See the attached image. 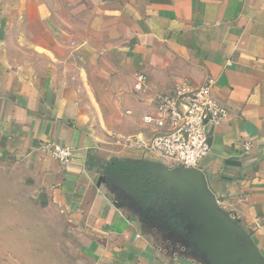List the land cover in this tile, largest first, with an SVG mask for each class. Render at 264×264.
Wrapping results in <instances>:
<instances>
[{
  "label": "crops",
  "instance_id": "1",
  "mask_svg": "<svg viewBox=\"0 0 264 264\" xmlns=\"http://www.w3.org/2000/svg\"><path fill=\"white\" fill-rule=\"evenodd\" d=\"M209 79L227 117L196 168L264 264V0H0V156L98 264H208L117 206L102 176L113 157L168 165L142 116Z\"/></svg>",
  "mask_w": 264,
  "mask_h": 264
},
{
  "label": "rangeland",
  "instance_id": "2",
  "mask_svg": "<svg viewBox=\"0 0 264 264\" xmlns=\"http://www.w3.org/2000/svg\"><path fill=\"white\" fill-rule=\"evenodd\" d=\"M22 170L0 156V264H98L88 242H75L70 227L55 225L53 209L44 206L43 194L25 182Z\"/></svg>",
  "mask_w": 264,
  "mask_h": 264
},
{
  "label": "built area",
  "instance_id": "3",
  "mask_svg": "<svg viewBox=\"0 0 264 264\" xmlns=\"http://www.w3.org/2000/svg\"><path fill=\"white\" fill-rule=\"evenodd\" d=\"M212 80L191 87L177 83L171 93L158 95L152 112L142 116L145 126L153 130L144 147L158 153L166 164L182 168H196L210 151L209 133L223 123L227 109L214 97ZM146 77L142 72L135 76L134 89L144 91ZM61 164H68L71 149L54 144L47 146ZM251 148L243 144L244 152Z\"/></svg>",
  "mask_w": 264,
  "mask_h": 264
},
{
  "label": "water",
  "instance_id": "4",
  "mask_svg": "<svg viewBox=\"0 0 264 264\" xmlns=\"http://www.w3.org/2000/svg\"><path fill=\"white\" fill-rule=\"evenodd\" d=\"M147 164L153 176L152 186L159 182L165 194L172 193L177 202L183 197L188 203L179 212L187 220L182 219L186 222L183 231H187V247L198 251L208 264H263L250 238L251 230L240 226L219 206L199 169L172 167L158 161Z\"/></svg>",
  "mask_w": 264,
  "mask_h": 264
},
{
  "label": "flooded vegetation",
  "instance_id": "5",
  "mask_svg": "<svg viewBox=\"0 0 264 264\" xmlns=\"http://www.w3.org/2000/svg\"><path fill=\"white\" fill-rule=\"evenodd\" d=\"M135 162V166H128L122 171L114 169L113 164L104 167L102 179L116 199V205L127 206L141 224L169 235L171 245L179 247V250L199 256L198 251L186 246L189 240L184 235L187 231H183V226L187 220L179 214L188 203L183 197L181 202H177L172 193L165 194L159 182L152 186L153 176L147 162Z\"/></svg>",
  "mask_w": 264,
  "mask_h": 264
},
{
  "label": "trees",
  "instance_id": "6",
  "mask_svg": "<svg viewBox=\"0 0 264 264\" xmlns=\"http://www.w3.org/2000/svg\"><path fill=\"white\" fill-rule=\"evenodd\" d=\"M110 164H113L114 169L122 171L128 166H135L136 162L133 160L112 159Z\"/></svg>",
  "mask_w": 264,
  "mask_h": 264
}]
</instances>
